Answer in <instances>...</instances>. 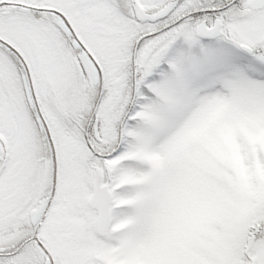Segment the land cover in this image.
Here are the masks:
<instances>
[{
    "label": "snow or ice",
    "instance_id": "1",
    "mask_svg": "<svg viewBox=\"0 0 264 264\" xmlns=\"http://www.w3.org/2000/svg\"><path fill=\"white\" fill-rule=\"evenodd\" d=\"M0 264H264V0H0Z\"/></svg>",
    "mask_w": 264,
    "mask_h": 264
}]
</instances>
